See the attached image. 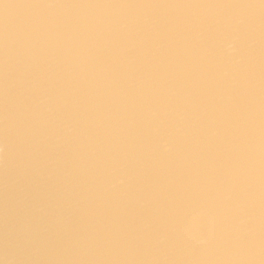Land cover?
Returning a JSON list of instances; mask_svg holds the SVG:
<instances>
[{
	"label": "bare ground",
	"instance_id": "bare-ground-1",
	"mask_svg": "<svg viewBox=\"0 0 264 264\" xmlns=\"http://www.w3.org/2000/svg\"><path fill=\"white\" fill-rule=\"evenodd\" d=\"M0 264H264V0H0Z\"/></svg>",
	"mask_w": 264,
	"mask_h": 264
}]
</instances>
